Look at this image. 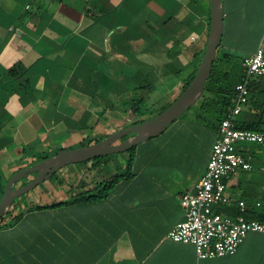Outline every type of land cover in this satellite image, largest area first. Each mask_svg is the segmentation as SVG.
Instances as JSON below:
<instances>
[{"label": "crops", "instance_id": "0c3cea01", "mask_svg": "<svg viewBox=\"0 0 264 264\" xmlns=\"http://www.w3.org/2000/svg\"><path fill=\"white\" fill-rule=\"evenodd\" d=\"M223 11L225 29L213 66L215 78L226 72L234 87L244 59L264 41V35L258 37L264 0H223ZM210 31V0H0V173L5 181L36 165L38 157L90 138L106 140L157 117L199 68ZM236 66L241 68L237 76ZM147 82L164 92H154L144 114L135 116L130 101ZM221 95L204 90L193 105L203 107L209 100L218 114L226 110ZM169 127L137 145L130 173L107 194L33 208L0 228V264H264V249L253 239L261 232H250L234 254L204 259L193 244L167 237L186 218L179 194L195 191L219 130L205 148L197 136L188 142L184 125ZM241 149L251 156L252 168L227 178L226 192L231 204L245 200L247 210L260 211L264 146ZM120 159H102L82 175V166L63 169L65 184L54 197L44 185L45 192L25 199L68 200L93 188L107 166L113 173L124 169L128 156Z\"/></svg>", "mask_w": 264, "mask_h": 264}, {"label": "built area", "instance_id": "2783aa9c", "mask_svg": "<svg viewBox=\"0 0 264 264\" xmlns=\"http://www.w3.org/2000/svg\"><path fill=\"white\" fill-rule=\"evenodd\" d=\"M243 66L244 79L237 84L235 103L221 121L208 169L195 191L179 194L186 218L167 234L173 241L193 244L200 259L234 254L250 232L264 233V221L246 216L245 200H237L241 212L236 217L214 209L218 203H232L226 192V179L238 169L252 168L251 156L241 148L250 144L264 146V131L237 126L239 115L250 103L252 80L264 77V41L244 59Z\"/></svg>", "mask_w": 264, "mask_h": 264}, {"label": "trees", "instance_id": "16d2710c", "mask_svg": "<svg viewBox=\"0 0 264 264\" xmlns=\"http://www.w3.org/2000/svg\"><path fill=\"white\" fill-rule=\"evenodd\" d=\"M263 32H260L258 34V37L264 35V28L262 30ZM204 55V53H203ZM203 55L200 57L199 62L202 60ZM216 65L214 64L212 73L210 76V79L206 82L205 86V92L206 91H214L216 89L219 91V93H222L221 98L224 101V104L226 106V110L215 114V120H216V128L219 129L221 121L226 117L227 110L228 108L235 103V94H236V86L237 84L233 87L232 81L228 82V76L226 72L219 71V77L215 78L216 74ZM198 71V67L195 69L194 73L190 76V79L188 82L185 84L184 88H187L188 85L191 83L193 78L195 77L196 73ZM218 71V70H217ZM244 79V71L242 78L240 82ZM239 82V83H240ZM216 83L218 86H216ZM159 90L158 87L154 86L153 83L147 82L143 86H140V88L137 89V96L131 99L130 101V109L131 112L135 116H142L144 114V108L148 103V100L150 96ZM251 108V112L246 113V110L248 108ZM245 111V113H243ZM237 126L240 128H246V129H253V130H260L264 131V77L261 78H256L252 80L251 82V94H250V103L243 109L241 114L239 115L238 118V123ZM219 132V130H218ZM101 139H87L83 141L80 145L81 146H88L95 144ZM125 139V138H124ZM256 145V144H255ZM260 146V145H259ZM137 146L121 153H114L110 154L107 156H102L98 158H93L91 160L82 162V167L80 171L78 172L79 174H84L86 171H89L91 168H93L97 162L101 161L104 159V161L109 162L111 161L114 157L116 156H121V155H126L128 156L127 159V164L126 167L122 171H116L112 172L110 170V167L107 166L105 169V173L102 174V176L95 182V185L93 188L88 189L86 191L76 193L71 198L68 200H59V201H53L52 203L46 202V203H34L32 200L31 201H26L25 197L28 196L31 192H39L41 194L42 192H45L44 190L42 191L41 189L43 186L47 183H50L48 186L50 189H47L46 193H50L52 196L54 195V192L56 191L57 187L59 185H64V177L59 173L61 170L57 171L53 176H51L49 179L46 181L40 183L37 185L34 189H32L30 192L24 194L23 196L17 198L14 203L12 204L8 214L3 216L0 219V228H7L9 226L14 225L17 221L21 219V217L24 215L25 212L33 209V208H42V207H56L64 203H69L72 201H77V200H93L99 196H103L107 194L109 188H111L115 182H117L121 177L128 175L130 173V169L132 167V160H133V155L136 151ZM57 152L54 153H49L44 156L38 157L33 161V164H38L44 159H47L53 155H55ZM73 164L68 165V169L71 168ZM66 167L64 169L66 170ZM121 169V168H120ZM36 175L30 179V175L26 176L22 180V185H25L27 182L38 176L39 171L35 172ZM60 174V175H59ZM52 179H56L55 183H51ZM46 184V185H47ZM69 186L71 188L75 187V181H71L69 183ZM7 185L4 176L0 173V200L3 197L5 191H6ZM54 197V196H53ZM19 199H22L21 202H19L20 206L18 207V201ZM257 204V203H256ZM255 204V205H256ZM258 206V205H256ZM21 207V208H20ZM257 207H250L247 210L246 216L248 218L252 219H258L261 221H264V207H260V211L256 209ZM215 211L221 212L227 215H230L232 217H236L238 214H240V208L238 205L235 204H224L223 206H215L214 207ZM253 239H255V242L259 245L258 248L264 249V235L261 234H253ZM241 246V245H240ZM239 246V248H240ZM238 248V249H239Z\"/></svg>", "mask_w": 264, "mask_h": 264}, {"label": "water", "instance_id": "95a60500", "mask_svg": "<svg viewBox=\"0 0 264 264\" xmlns=\"http://www.w3.org/2000/svg\"><path fill=\"white\" fill-rule=\"evenodd\" d=\"M211 31L207 48L198 71L188 87L178 98L157 117L126 127L106 140L88 146L62 149L42 162L21 170L7 183L6 191L0 200V219L8 214L14 201L30 192L64 167L82 163L93 158L125 152L142 142L163 132L202 96L206 82L210 78L218 47L222 43L225 29L223 0H210ZM125 138V139H124ZM39 171L38 176L25 185L15 187V183L30 172Z\"/></svg>", "mask_w": 264, "mask_h": 264}, {"label": "rangeland", "instance_id": "374dc122", "mask_svg": "<svg viewBox=\"0 0 264 264\" xmlns=\"http://www.w3.org/2000/svg\"><path fill=\"white\" fill-rule=\"evenodd\" d=\"M236 71L235 75L237 76V73H240V66H236ZM158 92H164V90H158ZM173 99V98H172ZM209 104V105H208ZM216 107L215 105H213ZM211 106L210 101L208 100L207 103L202 107L198 105H193L189 110L186 111V113L178 119L176 122H174L170 127V129H173L175 126L179 127L180 125H184L188 129L184 128V130L188 131V134L186 138L189 140L188 142L194 141L195 136H197V144H202L203 147L206 148L208 145L209 141L212 138V135L215 133V128H216V120H215V108ZM176 134V133H175ZM182 134V129L177 133V136H180ZM191 135V136H190ZM250 146H255V144H250ZM144 145H141L138 148H143ZM122 157H126V155H119L116 156V158L120 159ZM121 160V159H120ZM83 166L82 163H77L73 164L71 166V169H73V166ZM64 169V168H63ZM66 170H68V167H66ZM123 169L121 168L119 171H122ZM61 174V171L59 172ZM59 174V175H60ZM33 177L36 175L35 172L31 174ZM31 179V178H30ZM8 180L6 181L7 185ZM47 184V183H46ZM45 184V185H46ZM48 183L47 185H49ZM22 182L18 184V186H21ZM50 186V185H49ZM50 189V188H49ZM63 189V188H60ZM28 198V197H27ZM22 199H19L18 201V207L20 206L19 202H21Z\"/></svg>", "mask_w": 264, "mask_h": 264}]
</instances>
